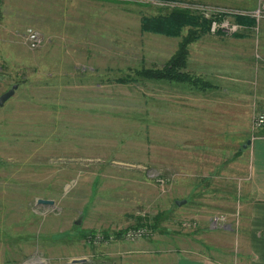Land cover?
I'll use <instances>...</instances> for the list:
<instances>
[{
	"label": "rangeland",
	"instance_id": "374dc122",
	"mask_svg": "<svg viewBox=\"0 0 264 264\" xmlns=\"http://www.w3.org/2000/svg\"><path fill=\"white\" fill-rule=\"evenodd\" d=\"M191 4L0 0V95L18 84L0 106V264H117L112 244L190 237L197 215L235 236V182L217 158H205L211 172L191 174L186 134L172 132L178 96L196 91L137 74L163 68L181 40L141 31V18L182 8L204 20ZM29 27L43 35L34 48ZM129 228L150 233L128 239Z\"/></svg>",
	"mask_w": 264,
	"mask_h": 264
},
{
	"label": "crops",
	"instance_id": "0c3cea01",
	"mask_svg": "<svg viewBox=\"0 0 264 264\" xmlns=\"http://www.w3.org/2000/svg\"><path fill=\"white\" fill-rule=\"evenodd\" d=\"M177 1L237 10H250L257 4V0ZM233 17L236 21L237 17L247 19L238 21L246 25L242 32L222 36L208 31L188 45L186 71L201 77L203 86H192L196 92L186 99L178 96L177 111L172 116L178 119L172 132L186 134L187 167L195 177L211 172L206 157L211 163L218 159L222 178L235 182L234 197L243 220L233 238L222 237L229 229L211 228L197 215L198 226L187 235L190 237L157 236L122 248L112 244L117 264H264V127L252 133L253 115L264 110V17L257 29L251 27L256 25L252 17L236 13ZM249 33L256 36L252 45L243 44ZM183 145L176 146L177 154Z\"/></svg>",
	"mask_w": 264,
	"mask_h": 264
},
{
	"label": "trees",
	"instance_id": "16d2710c",
	"mask_svg": "<svg viewBox=\"0 0 264 264\" xmlns=\"http://www.w3.org/2000/svg\"><path fill=\"white\" fill-rule=\"evenodd\" d=\"M205 20V19H204ZM187 9L173 8L165 14L141 18L140 29L143 32H152L171 37L181 36L178 47L173 56L161 69L142 68L137 74L148 80L182 81L189 85L202 88L201 77L189 74L186 69L188 45L208 32L207 22ZM238 21L248 22L246 18L237 17ZM187 27L186 34L181 31ZM117 81H123L121 78Z\"/></svg>",
	"mask_w": 264,
	"mask_h": 264
},
{
	"label": "built area",
	"instance_id": "2783aa9c",
	"mask_svg": "<svg viewBox=\"0 0 264 264\" xmlns=\"http://www.w3.org/2000/svg\"><path fill=\"white\" fill-rule=\"evenodd\" d=\"M192 8L199 9L203 19L209 22L208 31L214 35L232 36L235 33L242 32L246 25L234 20V13L248 15L252 17L256 25L251 26L253 29H257V23L259 19L264 17V0H257V4L250 10H237L233 8H226L223 6H210L204 4H191ZM26 37L30 47H37L43 38L41 33L34 28H27ZM264 127V111L253 115L252 118V133L256 134ZM225 219V216L218 214L213 216L212 222L219 223ZM196 224V223H195ZM195 226V225H194ZM150 233L145 228H129L124 231L123 235L128 239H135L141 237L144 234Z\"/></svg>",
	"mask_w": 264,
	"mask_h": 264
},
{
	"label": "water",
	"instance_id": "95a60500",
	"mask_svg": "<svg viewBox=\"0 0 264 264\" xmlns=\"http://www.w3.org/2000/svg\"><path fill=\"white\" fill-rule=\"evenodd\" d=\"M17 87H18V84H13L10 89H8L7 91L3 92L0 95V106H3L4 103L11 96L14 95L15 90L17 89ZM175 202H176L177 205H182L185 202V200H176ZM38 203L45 204V205H51V204H53V200H51V199H38ZM79 260H82V259H73L72 261H79Z\"/></svg>",
	"mask_w": 264,
	"mask_h": 264
}]
</instances>
